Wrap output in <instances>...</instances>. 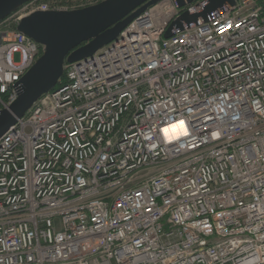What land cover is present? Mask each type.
<instances>
[{"label":"built area","instance_id":"2783aa9c","mask_svg":"<svg viewBox=\"0 0 264 264\" xmlns=\"http://www.w3.org/2000/svg\"><path fill=\"white\" fill-rule=\"evenodd\" d=\"M206 2L161 0L66 62L1 137L0 264H264V0L165 38ZM97 3L0 21V112L43 52L18 22Z\"/></svg>","mask_w":264,"mask_h":264},{"label":"water","instance_id":"95a60500","mask_svg":"<svg viewBox=\"0 0 264 264\" xmlns=\"http://www.w3.org/2000/svg\"><path fill=\"white\" fill-rule=\"evenodd\" d=\"M33 0H0V21L7 19L24 4ZM161 0H103L81 9L36 12L21 19L16 30L38 43L42 55L19 84L18 97L9 108L0 112V139L18 119L23 118L43 96L52 92L64 75L65 63H75L92 57L96 52L117 40L120 33L135 18ZM183 9L193 0H173ZM241 0H207L195 14L182 12L171 24L172 30L184 25H198L208 16L224 8H233Z\"/></svg>","mask_w":264,"mask_h":264},{"label":"rangeland","instance_id":"374dc122","mask_svg":"<svg viewBox=\"0 0 264 264\" xmlns=\"http://www.w3.org/2000/svg\"><path fill=\"white\" fill-rule=\"evenodd\" d=\"M93 4L95 3V0H70L69 3H67V7H74L75 4H82V5H87V4ZM20 60V57L19 55H16L15 56V61H19Z\"/></svg>","mask_w":264,"mask_h":264},{"label":"trees","instance_id":"16d2710c","mask_svg":"<svg viewBox=\"0 0 264 264\" xmlns=\"http://www.w3.org/2000/svg\"><path fill=\"white\" fill-rule=\"evenodd\" d=\"M96 1H99V2H101V1H103V0H96ZM58 2H59L61 5H65V4H67L66 2H64V1H61V0H58Z\"/></svg>","mask_w":264,"mask_h":264},{"label":"snow or ice","instance_id":"6c2138e0","mask_svg":"<svg viewBox=\"0 0 264 264\" xmlns=\"http://www.w3.org/2000/svg\"><path fill=\"white\" fill-rule=\"evenodd\" d=\"M167 132H168V129H165V134H167Z\"/></svg>","mask_w":264,"mask_h":264}]
</instances>
